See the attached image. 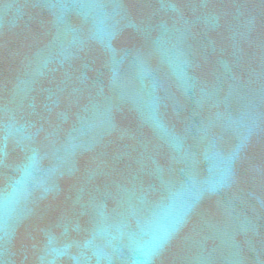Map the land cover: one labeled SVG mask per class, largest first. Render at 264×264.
Masks as SVG:
<instances>
[{
    "label": "water",
    "instance_id": "95a60500",
    "mask_svg": "<svg viewBox=\"0 0 264 264\" xmlns=\"http://www.w3.org/2000/svg\"><path fill=\"white\" fill-rule=\"evenodd\" d=\"M0 264H264V0H0Z\"/></svg>",
    "mask_w": 264,
    "mask_h": 264
}]
</instances>
